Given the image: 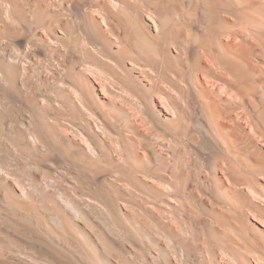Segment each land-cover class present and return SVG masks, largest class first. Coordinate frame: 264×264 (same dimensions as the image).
I'll return each mask as SVG.
<instances>
[{
    "label": "bare ground",
    "instance_id": "obj_1",
    "mask_svg": "<svg viewBox=\"0 0 264 264\" xmlns=\"http://www.w3.org/2000/svg\"><path fill=\"white\" fill-rule=\"evenodd\" d=\"M0 264H264V0H0Z\"/></svg>",
    "mask_w": 264,
    "mask_h": 264
}]
</instances>
